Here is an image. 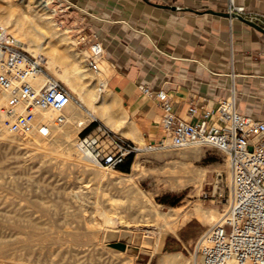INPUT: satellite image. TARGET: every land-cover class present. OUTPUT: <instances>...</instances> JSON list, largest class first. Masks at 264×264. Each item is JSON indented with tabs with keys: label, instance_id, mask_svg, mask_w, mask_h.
Segmentation results:
<instances>
[{
	"label": "rangeland",
	"instance_id": "1",
	"mask_svg": "<svg viewBox=\"0 0 264 264\" xmlns=\"http://www.w3.org/2000/svg\"><path fill=\"white\" fill-rule=\"evenodd\" d=\"M39 1L0 0V15L12 21L25 5L52 15L54 28L67 39L60 44H46L45 51L54 56L57 69H47L43 61V72L69 90L86 121L81 130L70 131L64 139L52 134L35 135L33 138L40 141L36 144L26 135L8 132L7 137H0V246L4 248L0 264H163V259H168L164 264H192L195 242L211 226L196 209L213 210L220 215L228 207L227 155L209 146L141 149L132 156L127 172L104 171L82 158L76 149L77 138L98 127L120 141L132 140L104 125L56 75L60 74L59 54L68 53L69 60H80V66L86 68L88 45H77L80 38L59 22L61 14L69 11L64 9L65 4L47 0L46 11L37 5ZM7 32L13 35L10 30ZM18 40L23 50L34 56L25 49L27 44L22 38ZM105 79L99 75L96 85ZM116 106L121 108L119 103ZM46 141L48 149L40 145ZM132 142L140 146L143 143ZM133 161L137 166H133ZM114 171L123 174L122 178ZM40 200L45 207L39 205ZM156 210L173 211V224L157 222ZM28 233L34 242H43L41 247L35 246L30 256L20 250ZM41 236L43 240L38 241L36 238Z\"/></svg>",
	"mask_w": 264,
	"mask_h": 264
},
{
	"label": "crops",
	"instance_id": "2",
	"mask_svg": "<svg viewBox=\"0 0 264 264\" xmlns=\"http://www.w3.org/2000/svg\"><path fill=\"white\" fill-rule=\"evenodd\" d=\"M59 22L77 45L103 46L100 72L134 135H161L162 110L142 87L168 92L175 112L213 110L233 92L236 110L264 120V34L228 12L229 0H64ZM237 14L264 28V0H233ZM161 6H175L176 10ZM215 13H212V12ZM133 122V123H132ZM127 138V137H125ZM132 140L131 138H127Z\"/></svg>",
	"mask_w": 264,
	"mask_h": 264
},
{
	"label": "built area",
	"instance_id": "3",
	"mask_svg": "<svg viewBox=\"0 0 264 264\" xmlns=\"http://www.w3.org/2000/svg\"><path fill=\"white\" fill-rule=\"evenodd\" d=\"M57 1L65 4L64 0ZM68 8L65 4L64 9ZM242 11L229 0V13ZM87 49L86 68L97 73L103 46L93 37ZM42 62L40 57L26 53L22 43L0 26V91L6 96L3 110L11 135L25 136L35 130L48 136L53 125L65 120L63 112L71 94L51 76L40 79L45 74ZM105 88L106 83L98 84L99 91ZM141 93L155 100L162 110L160 137L140 146L106 135L98 127L77 138L75 145L81 157L115 170L141 149L209 146L220 150L229 160L228 207L222 218L196 240L197 260L192 264H264V120L240 114L233 92L219 100L213 110L200 111L190 104L187 118L175 112L168 92L142 87ZM34 108L52 110L56 115L51 123L40 122L33 127L29 114Z\"/></svg>",
	"mask_w": 264,
	"mask_h": 264
},
{
	"label": "bare ground",
	"instance_id": "4",
	"mask_svg": "<svg viewBox=\"0 0 264 264\" xmlns=\"http://www.w3.org/2000/svg\"><path fill=\"white\" fill-rule=\"evenodd\" d=\"M37 5L43 10L48 9V1L47 0H40L37 3ZM38 11L33 9L30 5H25L24 8L22 9V11L19 14L14 16L12 21H9L4 16L0 15V26L5 31L10 30L11 33L13 34L12 36L14 38L16 37L15 39H17V37L22 38L23 43L27 44L25 49L29 53H31V55H34L36 57L37 56L40 57L42 59V61H44L46 63L47 69L55 71V69H57V68L55 67V64H54V60H53L54 56L48 54L45 51L46 44H48L50 42L59 43L60 44V43H62V41H65L67 38L66 37H62L63 33L60 34L57 31V29H55L56 28V23L53 20L52 15L47 14L44 11L41 12V13H40V11L39 12ZM51 11H52V9H51ZM15 27L16 28L18 27V28L16 29ZM17 30L19 32H17ZM64 43H66V42H64ZM60 49L62 50V48H60ZM61 50H59V51H61ZM65 51H62V52H65ZM67 54L66 55L65 54L64 55L59 54L57 56V58L59 60L58 68L60 69V72H58V73H60V74H56V73L55 74L59 75V79H61L64 83H66L70 88L73 89V91L75 92V95L78 98V100L80 102L86 104L87 106H89V109L91 110L92 114L96 118L99 117L104 125H106L108 128H110L113 131L115 130L116 132H118L123 137H127V138L129 137V138L133 139V141H135V142L142 143L143 142L142 139L139 138L138 135H134V130H133L134 127L133 126H132L133 128L131 127V123H130V121L128 120V118L126 116L125 111L123 109H121V108H116L117 107L116 105L118 103L117 102L118 101L117 100V96L112 91H109L106 88L103 89L102 91L98 90V84L100 82L105 83L104 80H98L97 81V85H96L95 79L97 80V77L99 75H101V74L103 75V73L100 72V69H99V71H97V73L90 72L87 68H82L80 66V60H76V59H74L75 61L74 60L73 61L69 60V56ZM45 77H46V73L44 74V76L41 75L40 79L45 78ZM5 99H6L5 94L2 91H0V137H3V138L8 136L7 135L8 131H7L6 125H5L6 115H5L4 110H3V106L5 104ZM64 110L67 111V113H64V117H65L64 122L62 124L53 125L51 127V129H50V135L52 134V136H54L55 138H61V139L63 138L64 139V138H66L68 136L70 131H72L74 129H78V128H80L79 130H81V127L85 124V121H86L84 119V117H83L84 114L82 115L80 113V110L75 106V104H74V102L72 100H70V102L68 103V105L65 107ZM29 115L31 117L30 122L33 125V127H35V125H37L40 122L51 123L52 120L54 119L55 115H56V112H54L52 110H42V109L34 108L30 112ZM61 126H64V127L61 128ZM35 135L42 136L39 133H37L35 130H31L29 133H27L26 136L28 138H31L30 140L33 139V141H35L34 143H36V144L40 143L39 139L38 140L34 139ZM40 145H42V147L46 148L48 144H47V141H46L45 143H42ZM46 149H48V148H46ZM227 160H228V157H227ZM228 164H229V160H228ZM133 166H137L136 161H133ZM105 169L106 168H104V171H105ZM114 172H116L118 174V178L123 176V174H120L117 171H114ZM111 175H113V174H111ZM130 178H131V176H130ZM43 204L44 203L40 200L39 205L41 207H45ZM119 207H121V205ZM196 210L200 212V216L204 220H206L208 223H210L211 226L213 224H215L216 222H218L220 220V218H222V216L224 215V213H222L220 215H216V213L213 210H207V211H204V210L201 211L200 209H196ZM114 211H115V209H114ZM118 211H119V209H118ZM173 215H174L173 211H170L168 213H161V212L156 210L154 212V217H155L156 221L157 222L164 221L166 224H173V221H172V216ZM18 218H19V216H18ZM24 221H25V219H24ZM104 224H105V222H104ZM9 226H10V224H9ZM70 227H71V225H70ZM93 227H94V225H93ZM96 227H98V226H96ZM18 232L19 233H23L22 230H19ZM38 233H40V232H38ZM78 233H79V231H78ZM147 233H150V231H148ZM92 235H94V234H92ZM26 236H27V234H26ZM42 237L43 236L38 237L36 239L38 241H40ZM58 238H60V237H58ZM48 239H50V238H48ZM62 239H60V240H62ZM42 240H43V238H42ZM32 241H33V238H32V236L29 233H28V237L22 239V243L23 244H22V246H21L22 248L20 250H23L24 253L27 254V256H30L33 253V251L35 250V246L36 245H39L41 247L42 243H43V242L42 243L40 242L41 243L40 244L39 242H34V241L32 242ZM10 245H11V243H10ZM3 251H4V248L0 246V255L4 254ZM42 251H44V249ZM46 253H47V251H46ZM35 254H36V252H35ZM36 256H38V255H36ZM41 256L39 255V257H41ZM167 260L168 259H163L162 263L164 264L165 262H167ZM196 260H197V258L194 255L193 263H195ZM24 261L22 260V262H24Z\"/></svg>",
	"mask_w": 264,
	"mask_h": 264
},
{
	"label": "water",
	"instance_id": "5",
	"mask_svg": "<svg viewBox=\"0 0 264 264\" xmlns=\"http://www.w3.org/2000/svg\"><path fill=\"white\" fill-rule=\"evenodd\" d=\"M161 7L170 8L171 10H176L177 9V7H175V6H161ZM212 13H215V12H212ZM217 14H220V15L225 16V17H232V18L240 19L243 22L251 25L252 27L256 28L257 30H259L260 32H262L264 34V28L258 26L257 24H255L254 22H252L250 20L244 19L241 15H239V14H237L235 12H232V13L225 12V13H217Z\"/></svg>",
	"mask_w": 264,
	"mask_h": 264
},
{
	"label": "trees",
	"instance_id": "6",
	"mask_svg": "<svg viewBox=\"0 0 264 264\" xmlns=\"http://www.w3.org/2000/svg\"><path fill=\"white\" fill-rule=\"evenodd\" d=\"M130 161L131 158L124 165H121L118 169H120L122 172H127V168L129 166Z\"/></svg>",
	"mask_w": 264,
	"mask_h": 264
}]
</instances>
